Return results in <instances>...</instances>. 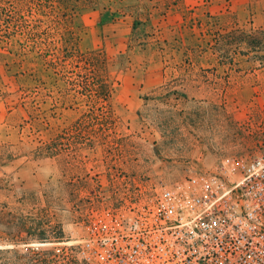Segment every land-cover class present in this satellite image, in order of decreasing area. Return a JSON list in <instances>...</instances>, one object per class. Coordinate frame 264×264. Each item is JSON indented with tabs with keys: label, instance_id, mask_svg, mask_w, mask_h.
<instances>
[{
	"label": "rangeland",
	"instance_id": "obj_1",
	"mask_svg": "<svg viewBox=\"0 0 264 264\" xmlns=\"http://www.w3.org/2000/svg\"><path fill=\"white\" fill-rule=\"evenodd\" d=\"M193 1L0 0V39L39 51L63 87L29 92L16 76L24 67L0 62V124L10 110L22 124L1 128L0 143L20 151L0 175L37 192L42 207L50 201L67 240L40 246L56 250V264H82L69 237L111 172L173 182L264 151V0L225 2L206 48L191 53L182 24L205 18L187 10ZM245 87L252 97L240 102ZM45 109L50 137L30 127ZM47 139L53 157L27 153Z\"/></svg>",
	"mask_w": 264,
	"mask_h": 264
},
{
	"label": "built area",
	"instance_id": "obj_2",
	"mask_svg": "<svg viewBox=\"0 0 264 264\" xmlns=\"http://www.w3.org/2000/svg\"><path fill=\"white\" fill-rule=\"evenodd\" d=\"M75 225L86 264H264V151L173 182L111 172Z\"/></svg>",
	"mask_w": 264,
	"mask_h": 264
},
{
	"label": "trees",
	"instance_id": "obj_3",
	"mask_svg": "<svg viewBox=\"0 0 264 264\" xmlns=\"http://www.w3.org/2000/svg\"><path fill=\"white\" fill-rule=\"evenodd\" d=\"M74 11V10H73ZM218 16L212 18H204L200 20L198 18H192L182 24V28L187 33L189 41L191 42L190 51L195 53L198 49H205L202 46V36L210 34V31L214 29V25L211 24L212 19L215 20ZM79 14H74L71 20H78ZM207 19V21H205ZM187 23V24H186ZM1 27V26H0ZM14 37H11V44L3 42L0 39V62L5 66H18L19 68L24 67L21 71H16V76H19L20 81L26 84V89L29 92H37L43 87H46L49 93L52 87H56L58 92L63 90V87L56 86V79L59 75L51 71L43 60V56L39 51H35L33 47H29L25 43H18L14 41ZM8 39V37H5ZM79 41V37L76 39ZM197 41L198 44L195 46L193 43ZM10 49L7 50V46ZM7 50V51H6ZM243 53V55H247ZM198 57V56H197ZM200 63L204 61L198 59ZM35 62L36 65V77L37 83L29 74L28 66L30 63ZM2 65V64H1ZM36 85V86H35ZM39 88V89H38ZM38 89V90H36ZM248 88H244L240 97V102H247L252 96V92L248 91ZM241 92V93H243ZM237 94V93H235ZM232 93H229V98L235 102L238 97ZM67 97L64 98V101ZM34 104V102H33ZM17 110V109H15ZM48 110H42L37 117L43 116L37 123L33 120V124L30 126L38 133L43 134V137H50L49 124L47 116ZM15 113L10 110L9 115L4 123L0 124L1 128L6 131L13 129H22V124L12 123V117ZM31 121V120H30ZM29 121V123H30ZM32 123V121H31ZM51 130V129H50ZM47 139L44 142H39L35 145L30 152L35 157H53L55 154V145ZM20 149L16 145L0 143V169L18 157ZM21 155H19L20 157ZM48 194L45 192V196ZM45 206L42 207L41 200L37 196V192L21 191L16 188L13 180L8 175H0V264H56L55 249L42 248L40 245H50L53 243H63L67 240L65 232L62 228L55 223L53 216V208L50 201L46 199ZM4 245H10L4 247ZM60 251H64L61 249ZM78 263V262H77ZM86 264L85 262H81Z\"/></svg>",
	"mask_w": 264,
	"mask_h": 264
},
{
	"label": "crops",
	"instance_id": "obj_4",
	"mask_svg": "<svg viewBox=\"0 0 264 264\" xmlns=\"http://www.w3.org/2000/svg\"><path fill=\"white\" fill-rule=\"evenodd\" d=\"M158 1H165V0H158ZM208 1H210V3L213 2H217L220 4H214L212 6L209 5ZM237 2V1H241V0H194L193 2H191L190 4H187L188 9L190 10V12H192V14H195V11L197 8V10H202V15L205 18H212L215 16H219L222 14H225L228 10L225 11V8H222V6H225V2ZM243 1V0H242ZM222 3H224L222 5ZM180 12L179 9H176V12L174 13V15H177Z\"/></svg>",
	"mask_w": 264,
	"mask_h": 264
}]
</instances>
